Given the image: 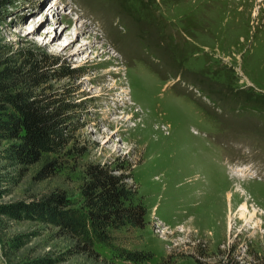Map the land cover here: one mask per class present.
<instances>
[{"label": "rangeland", "instance_id": "obj_1", "mask_svg": "<svg viewBox=\"0 0 264 264\" xmlns=\"http://www.w3.org/2000/svg\"><path fill=\"white\" fill-rule=\"evenodd\" d=\"M235 1L248 18L231 16ZM260 3L0 0V70L20 81L30 73L40 99H61L69 141L31 166L7 158L11 142H0V264H122L103 246L77 254L74 240L23 207L4 211L54 193L78 200L88 163L118 176L120 164L132 166L125 174L146 226L119 240L153 254L141 264H264Z\"/></svg>", "mask_w": 264, "mask_h": 264}, {"label": "trees", "instance_id": "obj_2", "mask_svg": "<svg viewBox=\"0 0 264 264\" xmlns=\"http://www.w3.org/2000/svg\"><path fill=\"white\" fill-rule=\"evenodd\" d=\"M29 81L37 86L30 73L20 81L17 73L9 68L0 70V142H11L6 150L7 158L22 166L37 164L45 156L60 155L69 146L60 113L63 106L58 105L61 99H40V94L27 87ZM72 153L73 150H68L66 154ZM118 167L119 176L111 165H85L78 200L65 192L54 193L46 201L10 206L4 211L13 213L14 208L23 207L28 219L58 227L60 233L76 242L77 254L92 253L96 246H103L122 264L145 263L152 259V253L131 250L120 244V234L145 229L147 209L137 199V187L128 183L134 178L125 172H131L132 166L122 163Z\"/></svg>", "mask_w": 264, "mask_h": 264}, {"label": "bare ground", "instance_id": "obj_3", "mask_svg": "<svg viewBox=\"0 0 264 264\" xmlns=\"http://www.w3.org/2000/svg\"><path fill=\"white\" fill-rule=\"evenodd\" d=\"M238 1V0H237ZM236 2V1H235ZM254 2V1H253ZM237 3L238 2H236V4H234L231 8H230V11H229V13L231 14V16H234L235 18L236 17H239L240 19L241 18H243V19H246V18H248L249 17V14L248 13H241V14H238L237 12L235 13L234 11L236 10V6H238L239 7V5H237ZM263 3H264V0H261V3H260V10H262V11H264L263 10ZM241 4V3H240ZM237 11V10H236ZM226 29V28H225ZM212 31V30H211ZM146 119H144V123L146 122L145 121ZM159 129V128H158ZM169 136V135H168ZM234 171H236V169H234L233 170V172ZM237 174H239L240 175V170H238L237 169ZM238 175V176H239ZM241 189V188H240ZM241 193V192H240ZM239 192L238 193H235V195L234 196H231V195H229L228 196V199H229V202H228V208H229V210H230V212L232 213L233 211H234V209H235V207H236V205H237V203L238 202H240L241 200H243L244 198H243V196H241V194H240ZM249 195V194H248ZM235 196H237L238 198L236 199V200H234L233 198L235 197ZM247 205H248V202H247ZM244 209H246V206H244L243 207ZM243 209V210H244ZM225 220H223V222H224ZM222 222V224H224ZM222 224H220V228H221V226H223Z\"/></svg>", "mask_w": 264, "mask_h": 264}]
</instances>
